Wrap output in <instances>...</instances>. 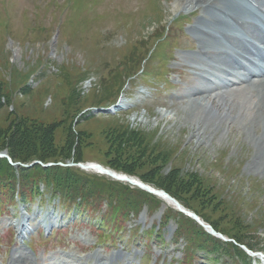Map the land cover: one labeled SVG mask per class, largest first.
<instances>
[{
    "label": "rangeland",
    "instance_id": "rangeland-1",
    "mask_svg": "<svg viewBox=\"0 0 264 264\" xmlns=\"http://www.w3.org/2000/svg\"><path fill=\"white\" fill-rule=\"evenodd\" d=\"M66 1L0 0V96L6 95L0 128L14 118L55 123V143L61 146L72 125L75 139L76 133L83 135L81 163L105 168L113 158L106 138L130 131L147 158L165 157L140 172L174 174L196 197L186 196L184 207L228 239L208 235L172 203L94 171L34 166L19 175L10 163L19 184L36 179L40 194L27 195L26 207L13 202L15 207L0 216V264L20 247L33 264H75L77 258L111 257L117 251L125 260L114 264H264L244 250L264 255V170L253 166L264 154V121L257 123V136L234 113L219 123L214 109L191 125L174 110L181 104L172 97L189 91L193 82L189 88L185 84L193 75L184 58L195 53L189 28L200 12L184 10L182 0H82L70 10L63 8ZM180 16L179 31L174 20ZM165 70H170L168 84L156 77ZM25 86L29 90L22 93ZM243 89H229L221 100L238 98L236 90ZM141 93L149 97L133 106ZM120 101L125 105L114 114L95 113ZM160 112L172 115L163 119ZM174 113L179 121L170 119ZM227 122L233 124L229 131ZM73 207L84 214L69 210ZM21 221L30 233L17 229ZM20 231L24 239L17 238ZM52 231L58 234L48 237ZM202 242L210 250L221 245L219 254L230 259L203 257Z\"/></svg>",
    "mask_w": 264,
    "mask_h": 264
},
{
    "label": "bare ground",
    "instance_id": "bare-ground-1",
    "mask_svg": "<svg viewBox=\"0 0 264 264\" xmlns=\"http://www.w3.org/2000/svg\"><path fill=\"white\" fill-rule=\"evenodd\" d=\"M250 1L260 8L264 7V0ZM181 7L184 10H201V14L197 17L194 26L190 28L191 32L197 34L200 39L197 54H195L194 57H190V61L186 62L189 63V66L192 68L195 80H192L193 82L188 93L177 96L179 104L181 105L179 108L175 107L174 110L179 109L181 119H186V122L191 125L197 124L203 116L209 115L214 109L220 113L218 119H216L219 123L222 121L224 122L228 115L234 113L242 118L245 124L251 127L256 135L259 136L260 133L257 132V123L261 120L264 121V50L261 51L252 44V41H259L264 44V35L260 36V31L264 29V21H260L262 24L261 27H259L253 22L252 18L248 17L246 19L243 17L241 8L233 0H182ZM243 11L245 12L246 10ZM230 25L242 29L244 32H242V35L226 32L225 30L228 29ZM225 40L228 41L231 46H226ZM254 57L259 59L262 64L254 63ZM203 58L213 59L216 61V65L223 63L225 67L226 65H228V67H224L220 70L216 69V72L212 74L210 72H214L217 66L212 65L210 62L205 63ZM226 58H228V61ZM202 67L205 69L202 70ZM219 68H222V66ZM253 68L256 74L250 77V80H247L246 78L251 76L250 74L252 73L249 71ZM255 79L261 81L256 82ZM244 83L250 86L243 90H236L234 95L237 94L238 98L234 99L233 96L228 98L225 97L223 101L221 100L223 95H230V93H225L222 90L237 85L242 86ZM241 92H245V97ZM240 96L242 97L239 98ZM122 105H125V103H121L120 101L116 109H119ZM234 107H236L237 110ZM166 113H162L163 119H167L172 115ZM222 117L223 120H221ZM177 118H179L177 113H174L173 116L170 117L171 120L179 121ZM226 125H228L227 131L231 130L233 127L232 122H227ZM258 158H256L255 165L253 166L255 171H263L264 154H260L261 164ZM88 165L94 167L85 169H91V171L113 180L127 182L126 179H129L133 182L140 183L139 180L135 178L101 167L103 171H110L115 174L117 178H120L116 179L106 174V172L99 171V168L96 167L98 164L96 163H89ZM156 196L164 201V203H172L175 206V211L179 212L176 205L168 197ZM181 208L185 212H189L183 206H181ZM17 227L21 229V231H27L22 221ZM20 235L22 237L21 232H19V236ZM121 254L122 253H118V257L117 255L111 256L112 258H110V260L112 261L113 257H122ZM29 260V257L21 251L18 255L10 257L9 264L32 263V261ZM111 261H105L104 264H111ZM97 264L102 263L98 261Z\"/></svg>",
    "mask_w": 264,
    "mask_h": 264
},
{
    "label": "trees",
    "instance_id": "trees-1",
    "mask_svg": "<svg viewBox=\"0 0 264 264\" xmlns=\"http://www.w3.org/2000/svg\"><path fill=\"white\" fill-rule=\"evenodd\" d=\"M28 90L29 88L26 86L21 88L22 93H25ZM5 100L6 95L0 96V110L3 107ZM57 127L58 124L55 123L43 125L36 120H30L27 118H14L7 124L5 128H0V152L5 151L13 163L24 165H28L33 162H40L44 165L49 163L55 165L58 163L65 164L69 162V160H72V157V162L80 163L81 159L79 158V143L82 140L83 135L76 133L77 139H75L73 136L74 132L71 129L72 125H68L65 130V142L63 145L58 146L55 143L54 137V132ZM125 133L128 134L118 132L116 136L115 134H112L106 138L108 143L110 142L109 144H111V149H109L111 154L109 155L113 156L112 159H107V164L110 169L129 176L138 175V178L143 183H146L156 189L163 190L169 196L177 200L183 207L185 206L183 204V199L186 196H190L191 199L196 198L193 197V193H186V184L175 180L176 176L174 174L166 175L164 177L159 175L158 177L152 176L151 173H148V171L141 173V169L147 165L151 166L156 161L157 157L160 159L165 157L162 155H148L147 158L146 148L144 151L139 142L131 136L132 132L126 131ZM35 167L39 168L40 166L36 165ZM57 169L62 170L61 168ZM49 170L50 168L42 169L41 171ZM64 170L69 169H63L62 171ZM17 171L21 173L19 175H23L27 170H22L21 167H18ZM27 176L29 175H26L25 177ZM41 176L43 178V175ZM17 177H15V172L12 170L7 160L0 159V208L13 203L15 194H17V196L22 201H29L26 198L27 195L32 197L39 194V182L36 179L30 181V183H24L21 185L19 184V179ZM46 184H48L47 181ZM195 214L199 217L197 213ZM212 227L214 230H216L214 226ZM235 242L238 245H243L239 241L235 240ZM221 248V245H213L211 251L215 252L216 255L230 258L227 253L221 252L219 254V252L222 250ZM200 249L208 250L209 247L202 242Z\"/></svg>",
    "mask_w": 264,
    "mask_h": 264
},
{
    "label": "water",
    "instance_id": "water-1",
    "mask_svg": "<svg viewBox=\"0 0 264 264\" xmlns=\"http://www.w3.org/2000/svg\"><path fill=\"white\" fill-rule=\"evenodd\" d=\"M1 157H7L6 156V154L5 153H3V154H0V158ZM36 163H33V164H31V165H29V167H32L33 165H35ZM94 166H87V167H83V168H93ZM96 167H98L99 168V171H101V172H106V174H108V175H111L112 177H114V178H116V179H120V178H117L116 176H115V174H113V173H111L110 171H103V169L101 168V167H99V166H96ZM127 180V182L128 183H130L131 185H133V186H136V187H139L140 189H142V190H144V191H146V192H148V193H150V194H153V195H159V196H162V197H165V198H169L175 205H176V207H177V209L179 210V211H181V212H183V213H186L187 215H189V216H191L192 218H194V219H196L193 215H191V214H189V213H187V212H185L182 208H181V206L174 200V199H172L171 197H169L166 193H164L163 191H156V190H153V189H151V188H149L148 186H146V185H144V184H142V183H137V182H133V181H131V180H129V179H126Z\"/></svg>",
    "mask_w": 264,
    "mask_h": 264
}]
</instances>
